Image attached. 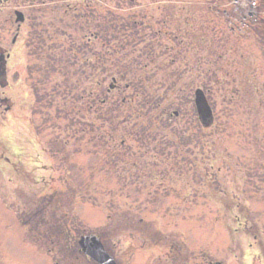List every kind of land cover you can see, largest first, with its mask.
I'll return each instance as SVG.
<instances>
[{
  "label": "rangeland",
  "instance_id": "rangeland-1",
  "mask_svg": "<svg viewBox=\"0 0 264 264\" xmlns=\"http://www.w3.org/2000/svg\"><path fill=\"white\" fill-rule=\"evenodd\" d=\"M251 1L1 4L0 48L14 55L0 88V264L74 262L28 233L51 190L116 264H264V20L231 34L216 13ZM106 14L120 15L116 39Z\"/></svg>",
  "mask_w": 264,
  "mask_h": 264
},
{
  "label": "trees",
  "instance_id": "trees-1",
  "mask_svg": "<svg viewBox=\"0 0 264 264\" xmlns=\"http://www.w3.org/2000/svg\"><path fill=\"white\" fill-rule=\"evenodd\" d=\"M87 7V6H86ZM91 8H87L86 9V16H90L91 13ZM104 14V13H103ZM114 16V17H113ZM107 17V19H105ZM128 19H126V21L128 22L127 24L130 23L131 19L129 17H126ZM104 21L106 22V20H108L106 22V25H102V27L100 28L101 31L103 30L104 32H107L108 30H112L113 33V39H116L117 34L120 33L121 29H122V24H117L116 21L120 19V15L114 14L112 16H108V14H106L103 17ZM83 20H79V22ZM121 21V20H120ZM130 27L134 28V24L130 25ZM89 29V27H88ZM39 40V39H38ZM104 41V40H103ZM82 43V42H81ZM80 43V45H82ZM122 47V45H121ZM123 48V47H122ZM73 57L76 58V55L73 54ZM50 63H49V67L50 69H52L53 71L55 70L56 73H59V69H58V64L54 61V59H52L51 57L49 58ZM86 67V66H83ZM107 70V71H112L114 68L117 69V71H120L121 76H127L129 71H133V67L128 65V68H118L115 67L114 65H109L105 67H101L102 70ZM79 70V69H78ZM124 70V72L122 73L121 71ZM83 75H84V71H82ZM119 73V72H118ZM78 74V72H77ZM99 89V88H98ZM145 96V95H144ZM95 105H98V101L95 99L94 101ZM120 106L129 112H125L128 115L134 114L133 112V105L131 103H125L123 102V104H120ZM141 119V122H143ZM152 122V121H151ZM59 195L55 193V191L51 190L46 196L42 195V198L40 199V203L41 206L39 208V210L36 212L35 217H37V221H40L39 223H37V225L32 224L27 225L28 227V233L31 235L32 238V242L35 245H40V244H46L48 245L50 248L54 247L59 249V252L62 254H67L69 257H65L67 260H73L74 262H78V264H81L79 262V259H82L83 264H93L91 261L87 260L79 251V248L77 246V240L79 238V236L81 234H77L75 232L74 229H72L71 226V219L67 216V214L65 213V211L63 210V208H61L62 205V198L58 197ZM53 206V209L48 208L49 206ZM51 210L48 211L47 210ZM47 216V219H46ZM34 218V216H33ZM43 226L41 229H45V231H43L42 234H46V237H50L51 239L54 240H49L45 237V239H42V236L40 234V231L38 230V228L40 226ZM39 235L41 236V239L39 238ZM100 239L102 240V242L104 241L103 237L100 236ZM74 262H72V264H74Z\"/></svg>",
  "mask_w": 264,
  "mask_h": 264
},
{
  "label": "water",
  "instance_id": "water-1",
  "mask_svg": "<svg viewBox=\"0 0 264 264\" xmlns=\"http://www.w3.org/2000/svg\"><path fill=\"white\" fill-rule=\"evenodd\" d=\"M16 17L18 23L23 22V17L20 13H16ZM5 66L6 62L0 50V88H5L7 85ZM194 104L200 121L202 124H207L211 120L212 113L201 91L195 92ZM78 245L81 252L95 264H115L113 259L104 251L101 243L96 237H81L78 241Z\"/></svg>",
  "mask_w": 264,
  "mask_h": 264
},
{
  "label": "flooded vegetation",
  "instance_id": "flooded-vegetation-1",
  "mask_svg": "<svg viewBox=\"0 0 264 264\" xmlns=\"http://www.w3.org/2000/svg\"><path fill=\"white\" fill-rule=\"evenodd\" d=\"M3 2H7V0H5V1H3V0H1L0 1V6H1V8L3 7V5H1ZM1 8H0V11H1ZM8 20V19H7ZM8 22H10V21H6L5 23L6 24H8ZM10 24V23H9ZM259 39V38H258ZM18 36H16V37H14L13 39H12V41H11V46H12V49H16V48H14V47H16L17 45H19V43H18ZM6 52V51H5ZM13 55H14V53L13 52H11V53H7L6 52V56L8 57L7 58V62H9L12 58H13Z\"/></svg>",
  "mask_w": 264,
  "mask_h": 264
}]
</instances>
